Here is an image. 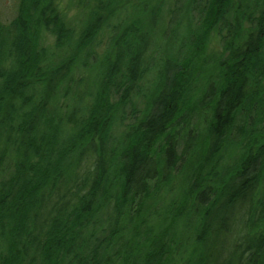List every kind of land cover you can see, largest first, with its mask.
<instances>
[{"label": "trees", "instance_id": "trees-1", "mask_svg": "<svg viewBox=\"0 0 264 264\" xmlns=\"http://www.w3.org/2000/svg\"><path fill=\"white\" fill-rule=\"evenodd\" d=\"M160 2L196 16L140 118L151 0H18L0 22V264H264V0Z\"/></svg>", "mask_w": 264, "mask_h": 264}, {"label": "rangeland", "instance_id": "rangeland-1", "mask_svg": "<svg viewBox=\"0 0 264 264\" xmlns=\"http://www.w3.org/2000/svg\"><path fill=\"white\" fill-rule=\"evenodd\" d=\"M130 1L133 5L137 4L136 0H130ZM151 2H152V7L150 9L151 14H149L148 17H146V21L150 22L148 25V29L150 28V26H151V28H154V26L152 25V21L155 23V20H156V23H158V22L159 23H166V26H165V30L161 31L160 33L158 30L159 29L158 26H157L156 30H152V31L149 30L151 32V38L152 39L147 38L145 41H143L141 43V45H142L141 50L142 51H141L140 55L137 56V59L140 61L143 58V52H144L145 56L146 57L149 56L150 61L151 62L153 61L155 68H153L150 71V73H148L142 81L137 83L138 92L139 93L142 92L143 96H138L139 94H135L131 98L132 99V105L131 106H133V110L135 112V115L133 118H140L143 115V112H144L145 106H146L145 102H146L147 94L151 93V89H152L151 86L154 85L157 81V79H155V78H157V76L160 73V70L162 67V62L165 59H167L164 56H167L169 53V50H170L167 47L170 44L169 38L172 37V39H176L178 36L176 33L171 32V30L175 31L176 29H179V28L183 27L184 25L187 26L188 29L191 30L192 26L190 23V17L192 15L193 19H195V16H196L195 13H193V14L191 13V15H188V11L186 10V7H183V6L181 7L178 5V11L173 15V19H172L171 23H167L168 18L167 19L165 18L163 20V18L165 17L164 14H158L159 5L161 3L160 0H151ZM17 3H18V0H0V22L1 23L7 24L12 19V17L14 16L15 10H16ZM75 12H76V10L75 11L74 10H67L66 11V14L68 16L67 18L70 20L71 24H74L77 22V17L75 16ZM131 12L133 13L135 11L131 10ZM156 31H157V33H159V35L155 33ZM190 33L191 32L189 31L188 34H190ZM154 34L156 36H158L156 39H154ZM181 40H183V37ZM172 47L177 48L178 43L174 42V44H172ZM209 49L221 50L222 47L220 44L218 45V44L211 43L209 45ZM175 51L180 52V50H175ZM159 57H161V58L159 61H157V58H159ZM93 61L94 60H90V62L92 64H94ZM168 65L172 67V68L170 67L171 72L168 71V73H167V77L170 79L172 76L178 75L179 72L175 68H174L175 71H173L172 69L174 66H172L170 63ZM196 80L197 79H195V83L198 81V80L197 81ZM219 82L220 81H217L216 84L218 85ZM199 83H200V81H199ZM182 85L185 89L189 87V85L187 83L186 84L182 83ZM182 85H179V86H182ZM201 86L206 87L205 84H201ZM131 108L127 109V110L130 111ZM203 110L204 109L202 108L201 110L198 111L199 113L197 112L198 114L194 113V114L189 115V118H188L189 128H192L194 130L193 134H196L197 131L199 132V130L202 129V127L204 125V120L207 118V112L204 113ZM133 118L131 117V119H133ZM175 144H176L175 149H176V151H178L181 148L179 141L178 140L175 141ZM221 162H223V163H220L219 170H223V168L225 167V165H224L225 160H223ZM226 163H230V162L227 161ZM88 165H89V163L82 162V164L79 167L80 171H82V170L85 171L86 166H88ZM227 166H229V165H227ZM178 184H179L178 181L175 179L173 186L176 187ZM159 186H161V183L159 184ZM152 202H153L152 200L148 201L146 203V205L149 206L152 204Z\"/></svg>", "mask_w": 264, "mask_h": 264}]
</instances>
